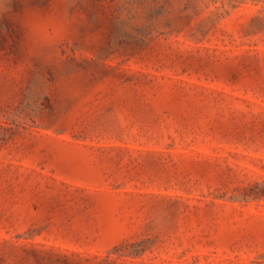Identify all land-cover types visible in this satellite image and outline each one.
I'll use <instances>...</instances> for the list:
<instances>
[{
  "label": "rangeland",
  "instance_id": "374dc122",
  "mask_svg": "<svg viewBox=\"0 0 264 264\" xmlns=\"http://www.w3.org/2000/svg\"><path fill=\"white\" fill-rule=\"evenodd\" d=\"M0 264H264V0H0Z\"/></svg>",
  "mask_w": 264,
  "mask_h": 264
}]
</instances>
